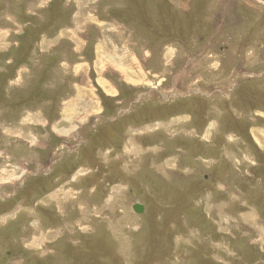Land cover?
Instances as JSON below:
<instances>
[{"label": "rangeland", "instance_id": "obj_1", "mask_svg": "<svg viewBox=\"0 0 264 264\" xmlns=\"http://www.w3.org/2000/svg\"><path fill=\"white\" fill-rule=\"evenodd\" d=\"M0 264H264V0H0Z\"/></svg>", "mask_w": 264, "mask_h": 264}, {"label": "water", "instance_id": "obj_2", "mask_svg": "<svg viewBox=\"0 0 264 264\" xmlns=\"http://www.w3.org/2000/svg\"><path fill=\"white\" fill-rule=\"evenodd\" d=\"M134 210H135L136 212H141V211H142L141 205H140V204H135V205H134Z\"/></svg>", "mask_w": 264, "mask_h": 264}, {"label": "bare ground", "instance_id": "obj_3", "mask_svg": "<svg viewBox=\"0 0 264 264\" xmlns=\"http://www.w3.org/2000/svg\"><path fill=\"white\" fill-rule=\"evenodd\" d=\"M87 18H88V17H87ZM16 48H17V47H16ZM100 51H101V49H100ZM103 52H104V51H103ZM247 52H248V51H247ZM98 56H99V54H98ZM129 59H130V58H129ZM14 60H15V59H14ZM130 64H131V63H130ZM132 64H133V63H132ZM102 65H103V64H102ZM102 65H101V66H102ZM124 65H125V64H124ZM119 66H120V65H119ZM128 68H129V67H128ZM256 69H257V68H256ZM123 70H124V68H123ZM140 72H141V71H140ZM140 72H139V73H140ZM130 73H131V72H130ZM130 73H129V74H130ZM133 75H134V74H133ZM125 78H126V77H125ZM76 103H77V102H76ZM37 105H38V104H37ZM72 109H73V108H72ZM75 110H76V109H75ZM63 116H64V115H63ZM77 118H78V117H77ZM199 148H200V147H199ZM258 153H259V152H258Z\"/></svg>", "mask_w": 264, "mask_h": 264}, {"label": "crops", "instance_id": "obj_4", "mask_svg": "<svg viewBox=\"0 0 264 264\" xmlns=\"http://www.w3.org/2000/svg\"><path fill=\"white\" fill-rule=\"evenodd\" d=\"M5 177H7V175H4Z\"/></svg>", "mask_w": 264, "mask_h": 264}]
</instances>
